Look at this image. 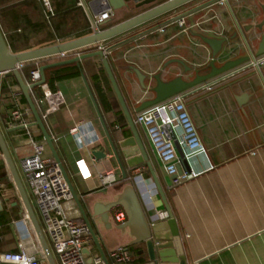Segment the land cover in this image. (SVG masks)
I'll list each match as a JSON object with an SVG mask.
<instances>
[{
	"label": "crops",
	"instance_id": "crops-1",
	"mask_svg": "<svg viewBox=\"0 0 264 264\" xmlns=\"http://www.w3.org/2000/svg\"><path fill=\"white\" fill-rule=\"evenodd\" d=\"M45 1L0 0V31L10 53L19 54L88 36L94 33L92 21L105 8L104 2L96 0ZM207 1H193L99 45L108 48ZM126 3L128 6L114 10L113 16L100 24L98 31L145 10L144 7L137 9L133 2L126 0ZM229 5L241 30L250 28L243 33L251 52L256 53L260 37L264 35V26L262 31L256 29L264 19V0H231ZM185 20L194 27L183 31L177 23L164 25L120 46L111 57H105L135 136L106 73L100 72L103 67L98 57L84 59L79 66L101 120L80 71L78 76L55 81L51 87L44 84L62 99L44 119L49 104L36 107L106 264H154L148 258L145 244H132L136 241L134 233L120 230L126 215L123 223L114 222L116 211L125 214L122 208L107 211V205L122 191L118 185L124 182L133 186L149 227L162 236L163 241L170 239L175 229L186 264H264V65L257 71L247 62L232 69L227 77H215L216 82L208 92L202 89L205 84L202 83L182 93L204 151L188 158L189 170L198 176L181 185H172L173 178L166 174L145 130L135 122L140 106L154 98L151 89L155 86V76L163 82L177 77L189 82L197 74L208 73L210 63L219 68L248 55L226 5H210ZM197 35L225 42L213 57L211 49ZM93 51H97L96 45L70 52L65 58L49 57L33 63L41 67ZM133 70L144 76V88ZM40 88L43 94L44 89ZM38 93L33 95L30 91L35 98ZM22 97L15 79L0 75V134L43 231L19 168V161L31 154V147L25 130L11 121V113L18 106L29 111L28 124L34 122L27 103L21 102ZM75 126L78 133L72 135L69 131ZM29 128L33 140L44 148V157L52 159L39 129ZM171 134L179 151L188 155L181 144L180 130L175 128ZM95 152L104 155L95 157ZM132 161L134 168H128L127 162ZM118 162L127 175L124 181ZM108 172L116 175L119 184L103 188L99 177ZM69 207L82 220L74 201ZM166 207L173 225H170ZM0 219L3 220L0 253L18 252L21 245L25 253L42 260L24 202L1 149ZM119 247L130 253L128 263H116L112 258V252ZM99 249L90 236L84 250L86 260L102 258ZM158 264L177 263L158 260Z\"/></svg>",
	"mask_w": 264,
	"mask_h": 264
},
{
	"label": "water",
	"instance_id": "water-1",
	"mask_svg": "<svg viewBox=\"0 0 264 264\" xmlns=\"http://www.w3.org/2000/svg\"><path fill=\"white\" fill-rule=\"evenodd\" d=\"M104 2L105 7L106 8H110L113 11L114 10H120L122 8H126L128 6V4L126 3V0H96V2ZM195 0H170L167 1L165 3H162L160 5L157 6H151L154 3V0H143L142 2H137V0H131V2L135 3V7L138 8H143V7H149L146 10H144L143 12L111 27L105 30H101L95 33H92L88 36H85L83 38H79L67 43H63V44H59V45H55V46H50V47H45V48H40V49H35L32 51H28V52H23V53H19V54H12L9 51V48L5 42V39L2 35V32L0 31V75L3 74V78L5 79H9V78H14L17 82V85L21 91V94L23 95L27 106L31 112V115L34 119V122L32 124H30V127H37L42 135L43 141L46 145V147L48 148L51 156H52V160L56 163V165L58 166L61 175L65 181V183L68 186V189L72 195L73 201L76 203L81 216H82V220L84 221V223L87 225L88 230H89V234L91 236V238L93 239L95 245L98 247V242H97V238L95 236V233L91 227V225L89 224L86 215L81 207V204L71 186L70 180L68 178V176L66 175V172L60 162V159L57 155V152L55 150L54 144L52 142V139L50 137V135L48 134V131L45 128V125L42 121V118L38 112V110L36 109V106L34 104V102L32 101L31 95H30V91L34 88L40 87L42 85L45 84V71L51 68H56V67H60V66H64V65H69V64H76L80 74L82 76V79L84 81V84L87 88V91L89 93V96L93 102V105L95 107V110L97 112V115L100 118V114L99 111L96 107V104L94 102V99L91 95V92L88 88V85L86 83V80L84 79L82 73H81V69L79 66V62L84 60V59H88V58H94V57H98L101 60V65L103 67L104 72L106 73L108 80L112 86V89L126 115V118L128 120L129 126L133 131V135L135 136V132L133 129V124L128 116L124 101L122 99V96L119 92V89L117 87L116 81L114 79V76L112 74V71L110 69V66L108 64L107 59L103 56V53L101 51H93L91 53H87V54H83L80 56H77L75 58L69 59V60H65V61H60V62H56V63H52V64H48V65H43L38 69V73H39V77L40 80L36 83L27 85L24 83V81L21 78L20 72L17 68L18 65H22L24 63H28V62H33L36 60H41V59H45V58H49V57H54V56H58L61 54H66V53H70L73 51H77L89 46H93V45H97L99 43L102 42H106L109 40H112L138 26H141L147 22H150L160 16H163L169 12H172L174 10H177L178 8H181L191 2H193ZM220 0H208L207 2L200 4L198 6H195L193 8H191L190 10L186 11V12H182L180 14H177L173 17H171L169 20H167L164 23H161L159 25L153 26L151 28H149L148 30H145L141 33H138L134 36H131L125 40H122L120 42H117L114 45L109 46L106 51L110 52L122 45H124L127 42L130 41H134L136 39H138L139 37L145 35L146 33H149L151 31L157 30L158 28L164 26V25H168V24H172L180 19H183L187 16H191L197 12H199L200 10L216 4L217 2H219ZM234 20L236 29L238 34L240 35V37L243 40L244 46L247 50V57L243 58V59H239V60H235V61H231V62H227L225 63L223 66L217 68L214 66L213 63H210L209 65V72L204 74V75H196L195 78L191 81H184L181 77H177L171 81L168 82H163L160 80L159 76H155L154 80H155V86L151 89V91L154 93V98L152 100H149L147 102H144L138 112L144 111L147 108H150L166 99H169L175 95L178 94H182L185 91L192 89L196 86L201 85L202 83H207L208 81L214 79L217 76L220 75H226L227 73H229L232 69L241 66L242 64L245 63H249L250 67H254L255 70L259 71L260 66L259 64L261 63V61L264 60V35H262L260 37V43L258 45V50L256 53H252L249 47L248 42L246 41L245 37H244V33L243 32H247L250 28H244L243 31L241 30V28L238 26L232 11L230 9V5L229 3L225 4ZM264 26V19L261 22V24H259L256 29H258L259 31H262V28ZM197 37L205 44L207 45L211 51H212V56L215 57L218 52L220 51L221 46L224 44V40H216L214 38H206V37H202L200 35H197ZM135 72V74L138 77V80L140 82V84L142 85V87L144 88L143 85V80H144V76L140 75L138 73L137 70H133ZM105 130V129H104ZM105 133L107 134L106 130ZM175 149L177 151L178 154V158L180 160H183L184 155L179 151V149L177 148L176 144L174 143ZM0 149L2 151V154L4 155L7 165L10 169V172L12 174V177L15 181V184L17 185L18 191L20 193V196L24 202L25 208H26V212H27V216L30 220L34 235L36 237V240L38 242L41 254L43 256V258L45 259L47 264H56L54 257L51 253V250L49 248V245L47 243V240L43 234V231L41 229L40 223L30 205V202L28 201V198L26 196V193L24 191V188L22 186V184L20 183L19 179H18V175L16 174V170L14 169V166L12 164V161L10 160V157L8 155V151L6 149V146L4 144V141L2 139V136L0 134ZM112 152L115 156V158H117L116 153L114 151V148L112 149ZM93 155L95 157H98L100 155H104L101 154L100 152H95L93 153ZM119 164V169L121 172V176H122V180H126L127 175L126 172L124 171L123 167ZM185 164V161H184ZM186 165L188 166V164L186 163ZM127 166L128 168H134V164L133 161L132 162H127ZM119 183L115 184L114 186H117ZM118 186H121V192L119 194L116 195V197L114 198V200L109 203L107 205V211L110 212L111 210H113L114 208L120 207L122 208V210L125 212L126 215V222L124 224H122L120 226V230L124 231V230H130L131 232H133L136 241H134L132 244H138V243H144L145 247H146V251L148 254V258L151 262H153L154 264H158V260L160 262H168V263H177V264H186V261L184 259V255H183V250H182V246H181V242L178 236V233L175 231V229H172L171 232V238L166 239L165 241H163V237L159 236L156 234V231L153 228L149 227V224L144 216L143 210L140 206V203L136 197L135 191L133 186L128 183V182H124L123 184H120ZM166 211L168 212V217L170 220V225L172 223V215L170 214L168 208L166 207ZM104 220L106 219V217L103 218ZM131 244V245H132ZM173 249V252H170L169 250ZM100 251V249H99ZM100 254L102 256V259L105 260L102 252L100 251ZM168 257H172V259L168 260Z\"/></svg>",
	"mask_w": 264,
	"mask_h": 264
},
{
	"label": "built area",
	"instance_id": "built-area-1",
	"mask_svg": "<svg viewBox=\"0 0 264 264\" xmlns=\"http://www.w3.org/2000/svg\"><path fill=\"white\" fill-rule=\"evenodd\" d=\"M142 1L137 0V2ZM167 1L170 0H154L151 6H157ZM230 1L220 0L217 3L225 5ZM44 3L46 4V1ZM144 8L146 10L149 7ZM112 16L113 10L105 7L92 21L93 32H97L99 25ZM174 23H177L183 31L194 27L188 25L185 18ZM159 30L161 31V29ZM96 46L97 51H101L104 57L109 55V52L106 51L107 48L99 44ZM67 54L54 57L65 58ZM260 65H264V60L261 61ZM21 67L22 65H18V70ZM39 68L36 65L30 73V84L40 80ZM227 74L226 77L229 75ZM215 82L213 79L208 81L203 84L202 89L205 92L210 91ZM40 87L44 89L43 96L36 100L35 106L43 107L44 104H49V109L44 111V119L48 115V111L52 112L62 103V99L59 94L54 95L47 90L45 85ZM28 114L29 111L21 110L18 106L11 113L12 124L25 130L31 147V154L19 161V168L33 197L35 208L43 226V233L47 237L56 264H106L101 257L86 260L84 250L90 242L88 227L69 207L73 203V198L58 166L52 159L44 157V148L33 140L26 120ZM135 122L145 130L153 150L164 166L166 174L173 178V186L181 185L198 176V173L189 170V165L187 166L186 163L190 156L202 153L204 148L186 111L182 94L175 95L137 113ZM175 128L180 130L181 144L188 154L184 155L183 160L178 158L172 140L171 132ZM69 132L72 135L77 134L78 126L73 127ZM99 181L103 188L112 187L118 182L113 172L101 175ZM113 220L116 224H121L125 220V214L122 211H116ZM18 250V252L0 253V264H47L43 256L42 260H39L35 256L25 253L21 245H18ZM111 255L116 263H128L131 258L130 253L123 247L115 249Z\"/></svg>",
	"mask_w": 264,
	"mask_h": 264
},
{
	"label": "trees",
	"instance_id": "trees-1",
	"mask_svg": "<svg viewBox=\"0 0 264 264\" xmlns=\"http://www.w3.org/2000/svg\"><path fill=\"white\" fill-rule=\"evenodd\" d=\"M126 45L124 44L121 47H124ZM116 49L109 52L110 57ZM34 68H35L34 63L28 62V63H24L23 66L21 67V69L19 70L21 78L25 83H27V84L31 83L30 73L34 70ZM80 69H81V66H80ZM81 72H82V69H81ZM100 72L103 73V69H100ZM78 75H79V70H78V67L76 64H69V65H64V66H60V67H56V68H51V69H48L45 71V84L48 85L49 87H51L55 81H58L61 79H67V78H70L73 76H78ZM35 93H38V94H36L37 99L41 98L43 96L40 87L32 89V94L34 95ZM33 95L31 96V98L35 104V102H36L35 100H37V99L35 97H33ZM21 102L26 105V102L23 99V97L21 98ZM2 223H3V220L0 219V224H2Z\"/></svg>",
	"mask_w": 264,
	"mask_h": 264
},
{
	"label": "rangeland",
	"instance_id": "rangeland-1",
	"mask_svg": "<svg viewBox=\"0 0 264 264\" xmlns=\"http://www.w3.org/2000/svg\"><path fill=\"white\" fill-rule=\"evenodd\" d=\"M203 0H196V1H194V2H202ZM127 2H131V0H127ZM194 7V6H193ZM191 9V8H190ZM190 9H188V10H190ZM188 10H186V11H188ZM185 11V12H186ZM178 14H180V13H178Z\"/></svg>",
	"mask_w": 264,
	"mask_h": 264
}]
</instances>
